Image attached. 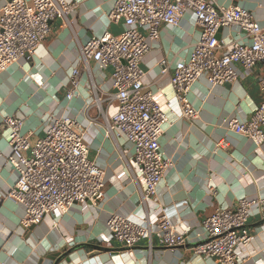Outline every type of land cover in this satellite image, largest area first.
Masks as SVG:
<instances>
[{"label":"crops","instance_id":"obj_1","mask_svg":"<svg viewBox=\"0 0 264 264\" xmlns=\"http://www.w3.org/2000/svg\"><path fill=\"white\" fill-rule=\"evenodd\" d=\"M7 1L0 0V6ZM210 1L246 7L264 27V0ZM76 2L67 26L60 19L54 20L50 34L30 56L19 58L0 73V264H37L49 251L60 249L67 252L60 264H218L213 258L194 255L190 244L155 246L149 251L144 241L129 249L117 241H105L106 222L113 213L125 215L137 210L139 188L127 167L134 149L127 140L104 136L101 114L108 117L117 111L112 68H99L93 60L86 68L78 58L89 38L107 31L118 35L124 25L109 22L114 0ZM237 32L235 27H223L217 38L247 39ZM198 38L195 15L187 11L177 26H161L159 39L149 41L140 64L144 90L152 92L169 117L159 146L172 166L158 188L159 200L176 228L193 234L217 208L232 207L243 197L264 200V143L256 146L225 129L227 120H247L264 100L258 84L264 68L257 65L247 72L236 65L235 81L213 87L201 77L188 94L198 117L183 118L170 83L171 68L174 62L188 59ZM223 52L216 51L218 55ZM163 61L166 72H162ZM75 67L80 68L76 93L68 99V81ZM5 116H22V130L32 141L44 135L52 117L76 119L90 159L104 171V197L97 204L74 203L65 212L54 211L40 223L23 228V206L5 197L17 179L7 163ZM223 138L229 145L218 147ZM138 183L144 186L141 180ZM248 227L252 237L247 245L237 248L239 264H264V206L253 209ZM44 262L51 264L46 259Z\"/></svg>","mask_w":264,"mask_h":264},{"label":"built area","instance_id":"obj_2","mask_svg":"<svg viewBox=\"0 0 264 264\" xmlns=\"http://www.w3.org/2000/svg\"><path fill=\"white\" fill-rule=\"evenodd\" d=\"M76 6V0H8L0 6V73L19 58L30 56L50 34L54 20L60 19L67 26ZM187 11L195 15L199 38L188 59L174 62L171 68L170 83L180 116L189 120L198 117V109L188 94L201 77L213 87L235 81L236 65L247 72L257 65L264 68V27L246 7L217 5L210 0H114L109 22H122L123 31L118 35L107 31L89 38L78 58L86 68L90 60L99 68H112L117 111L108 117L101 114L104 136L127 140L134 149L132 163L127 167L139 188L137 210L125 215L113 213L106 222L105 241H117L126 249L144 241L149 251L155 246L176 248L190 244L194 255L213 258L218 264H239L237 248L251 241L249 220L254 208L264 206L263 199L243 197L232 207L217 208L195 234L179 231L159 200L158 188L172 166L159 146L169 117L152 92L144 90L140 64L149 50V41L159 39L161 26H177ZM223 27H235L247 39L217 38ZM219 49H224L221 55L216 53ZM161 64L162 72H166V63ZM79 74L80 68H73L68 99L75 96ZM258 84L264 92V76ZM3 124L9 148L7 163L17 174L5 197L23 206V228L40 223L54 211L65 212L74 203L97 204L104 197V171L90 159L76 119L52 117L44 135L33 141L22 130V116H5ZM225 129L256 146L262 145L264 100L247 120H227ZM228 145L225 138L217 143L218 147ZM140 180L144 186H139Z\"/></svg>","mask_w":264,"mask_h":264},{"label":"water","instance_id":"obj_3","mask_svg":"<svg viewBox=\"0 0 264 264\" xmlns=\"http://www.w3.org/2000/svg\"><path fill=\"white\" fill-rule=\"evenodd\" d=\"M220 29L218 30L219 33ZM32 226V225H31ZM67 252L65 250H51L46 254L45 259L49 260L51 264H60L64 257L66 256ZM44 258H41L37 264H45Z\"/></svg>","mask_w":264,"mask_h":264}]
</instances>
